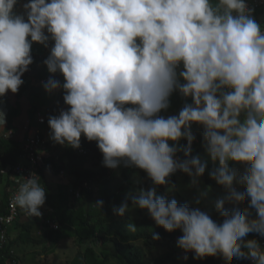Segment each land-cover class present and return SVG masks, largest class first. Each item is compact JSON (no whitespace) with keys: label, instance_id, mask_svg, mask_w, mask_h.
Returning <instances> with one entry per match:
<instances>
[{"label":"clouds","instance_id":"clouds-1","mask_svg":"<svg viewBox=\"0 0 264 264\" xmlns=\"http://www.w3.org/2000/svg\"><path fill=\"white\" fill-rule=\"evenodd\" d=\"M249 1L0 0V99L25 83L33 46L46 49L43 87L63 106L47 120L39 114L37 124L47 123L56 145L78 150L83 138L95 143L104 167L143 173L151 186L130 190L113 211L124 217L139 209L166 233H181L176 247L185 264L191 257L264 264V7L255 10ZM173 95L183 103L170 114ZM7 115L2 104L0 128ZM3 134L16 137L14 128ZM199 142L203 154L193 155ZM48 151L40 152L44 174L38 168L23 177L12 200L28 219L43 216L50 224ZM22 155L17 163L26 162ZM209 162V178L224 190L211 208V186L200 188ZM177 172L197 189L183 203L170 196ZM179 259L183 264L181 252Z\"/></svg>","mask_w":264,"mask_h":264},{"label":"trees","instance_id":"trees-1","mask_svg":"<svg viewBox=\"0 0 264 264\" xmlns=\"http://www.w3.org/2000/svg\"><path fill=\"white\" fill-rule=\"evenodd\" d=\"M38 52H33L34 64L25 75H37L41 82L46 81L49 73L43 65V60L46 57H39ZM43 80V81H42ZM28 92L27 96H24ZM49 94L44 92V89L37 88L30 83H24L17 93V103L12 105L8 95L0 99V106L6 104L8 108L7 125L0 128V198H3L2 212L7 213L8 194L6 188L11 185L8 178L1 174L8 165H15L22 154H25L26 142L29 138L28 133L23 139L17 137L4 136L3 132H8V129L13 128V122L19 119L26 113L28 121H30V129H37L39 136L44 141V147H55V144L48 138L45 141L42 127L37 124L39 114L48 117L51 110L43 111L46 105V97ZM21 99H25L27 106L24 103H19ZM183 101L177 95L171 98L172 107L169 110L170 114L175 113L181 107ZM63 106L62 97L55 100V106ZM26 107V108H25ZM25 108V109H24ZM48 118H46L47 120ZM35 121V123H33ZM41 128V129H40ZM200 136L197 135L199 139ZM201 141V137L199 139ZM200 145V142H199ZM194 147V154H203L201 147ZM85 153H81V150ZM74 150L64 147V153L57 159L46 158L47 165H53L54 175H59L65 172L71 178L72 192H67V201L69 205L59 204L55 202L54 191L51 188L46 189L45 206L51 209L48 219L57 224L60 232H63L67 227L74 229V242L77 245L75 255L73 254L70 260H66V264H181L179 252L181 250L176 247V239L181 233H166L162 228L154 225L147 213L134 209L138 212L135 216L127 215L123 217L115 214L113 209H118L121 203L125 200L127 193L136 187L143 186L145 188L151 186V182H140L133 178V172L124 170L120 180L115 188L111 187L114 171L103 166L102 154L97 149L95 143H88L83 140L81 148ZM80 150V151H79ZM95 162L99 164V168H87L86 164ZM87 166V165H86ZM45 167H40L39 172L44 174ZM210 168L206 170L203 181L207 186H211L209 196L216 199L218 196L214 194L215 190L224 191L222 186L217 185L209 178ZM183 176V173L177 172L171 177V181L175 184L178 177ZM73 179V181H72ZM88 182L89 186L85 187L84 183ZM138 182V183H136ZM95 186L99 189L96 191ZM176 185V184H175ZM203 184V188L206 187ZM49 188V189H48ZM160 190L164 191L163 188ZM80 194L77 195L76 192ZM103 203L102 207L98 206V202ZM247 206L245 202L242 207ZM216 218V217H214ZM46 218H24L21 222L15 225L19 234L16 236L9 233V240L5 245L0 246V264H28L25 257L19 256L23 253L24 245L42 244L51 237L48 235L42 238L40 233H46L50 225L46 222ZM132 222L136 225V231H129L127 224ZM159 233L160 239L154 240L152 232ZM47 234V233H46ZM51 234V233H48ZM13 235V236H12ZM46 236V235H45ZM255 234H250L249 239L255 238ZM22 250V251H21ZM32 254V253H31ZM70 257V256H69ZM235 260V259H234ZM237 261V260H236ZM246 261H238V264H244ZM223 263L219 258H206L203 261L189 259L188 264H220ZM234 264V261H232Z\"/></svg>","mask_w":264,"mask_h":264},{"label":"rangeland","instance_id":"rangeland-1","mask_svg":"<svg viewBox=\"0 0 264 264\" xmlns=\"http://www.w3.org/2000/svg\"><path fill=\"white\" fill-rule=\"evenodd\" d=\"M264 1V0H263ZM25 2V0H21V3ZM17 11H21L22 9L20 8V5H17ZM40 51L39 57H46L48 52L46 49L43 51V47L39 45H34L33 46V52H38ZM25 83H30L33 86H36L37 88L44 89L43 83L40 81L39 77L37 75L31 76V75H24L23 77ZM43 81V80H42ZM44 82V81H43ZM45 92V90H44ZM46 93V92H45ZM28 92L24 94V96H27ZM8 97L10 99V103L12 105H15L18 101L17 99V94H12L9 93ZM60 95L58 93H53L49 96L46 97V105L43 107V111L50 109L55 100L58 99ZM19 103H24V106H27V103L25 99H21ZM4 106V104H3ZM48 118V117H46ZM35 123V121L33 122ZM13 128L15 129L16 132V137L18 138L19 136H22L21 139L23 138L24 134L28 132L29 137L31 134H33V130L37 129H28V120H27V115L23 114L22 117L19 119H16L13 122ZM42 129L46 131V134H49V128L47 123L42 125ZM194 134L198 135L201 137L200 132L196 130L195 126L193 128ZM199 137V139H200ZM49 138V135L47 136ZM197 147H200L197 146ZM196 149H193V155ZM53 157L59 158L63 153H64V147L60 145H56L55 147H50L49 146V151H48ZM87 165V166H86ZM85 167L91 169V168H99V164L95 165V162L88 163L86 164ZM208 167L212 168L211 162H209ZM125 168L121 167L116 169L114 172V176L112 178L111 182V187L115 188L117 186L118 182H121L120 178L124 172ZM128 171L133 172L134 170L127 169ZM51 171L54 173V170L51 168ZM51 172L46 173V177H44V180L47 184V187L51 188V192L54 191V198L56 199L55 202L59 204H65V206L69 205L67 201V192H71V189L69 188L71 186L70 181L67 179V174H61L60 176L54 175ZM64 176V177H63ZM131 179H135L136 181L140 182H148L146 176L143 173H140L139 177H134ZM200 188L201 190L203 189V184L205 182L203 181V178H200ZM203 184H202V183ZM138 183V182H136ZM176 189L174 193H171L170 196L174 195L178 201L181 203L191 200L192 197H194L197 193L196 188H189L188 185L190 184V178L186 175L183 174V176L178 177L176 181ZM207 186V185H206ZM150 187V186H149ZM48 188V189H49ZM158 192L163 194L164 191L158 189ZM214 194L216 196H222L223 191H218L215 190ZM215 199H212L211 196H209L208 200L205 201V205L208 208L212 207V203L214 202ZM135 214L138 215V212H132L130 211L127 215H132L135 216ZM123 217V220L125 217ZM215 217V215H214ZM50 228L49 230L44 234V233H38L41 235L42 238L47 237L48 235H51L50 238L46 239L44 243L42 244H37V245H27L23 247V253H20L19 251V256L25 257V259L30 263V264H66V260H70L72 255L75 253V249L77 248V245L74 242L75 238V231L74 229H71L70 227H67L63 232H60L59 229L56 227V224L54 222H51L50 220ZM19 233L18 230H16V227L13 228L12 234L17 235ZM51 233V234H48ZM12 235V236H13ZM46 235V236H45ZM21 250V251H22ZM32 253V254H31ZM75 255V254H74ZM182 255V263L185 264V259H184V253L181 251ZM191 254L188 255V258L190 257ZM70 256V257H69ZM187 258V259H188Z\"/></svg>","mask_w":264,"mask_h":264},{"label":"built area","instance_id":"built-area-1","mask_svg":"<svg viewBox=\"0 0 264 264\" xmlns=\"http://www.w3.org/2000/svg\"><path fill=\"white\" fill-rule=\"evenodd\" d=\"M249 3L250 6L255 8V10H260L264 7L263 0H251ZM44 121V118L40 119L41 123ZM35 134L38 135L39 131H33V134L30 136L31 138H29L26 142L25 154H23L21 157V159L25 160L26 162L8 165L7 168L2 171V174L9 179L11 185L7 190L8 200L6 204V214L2 212L3 204L1 201L3 200L0 198V246L6 243L8 234L11 228L17 223L18 219L21 217H30L23 210L14 205L12 197L18 190L19 185L24 182L23 177H28L31 173L38 175L37 171L40 164L42 163V154L40 152L44 150L45 143L39 136H35ZM80 152L85 153L83 150Z\"/></svg>","mask_w":264,"mask_h":264},{"label":"crops","instance_id":"crops-1","mask_svg":"<svg viewBox=\"0 0 264 264\" xmlns=\"http://www.w3.org/2000/svg\"><path fill=\"white\" fill-rule=\"evenodd\" d=\"M263 15H264V11H263ZM54 106H55V102H54L53 106L49 109V111L51 110V112L48 114V116L51 115V114H54V113L57 111L58 108H57V107H54ZM25 108H26V107H25ZM25 108H24V109H25ZM47 111H48V109H47ZM45 113H46V110H45ZM45 132H46V131H45ZM47 136H48V135L46 134V138H47Z\"/></svg>","mask_w":264,"mask_h":264}]
</instances>
